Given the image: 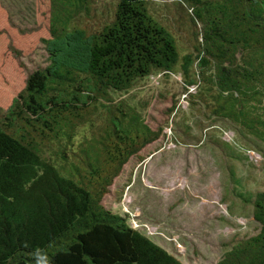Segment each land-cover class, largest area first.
I'll use <instances>...</instances> for the list:
<instances>
[{
	"label": "trees",
	"instance_id": "1",
	"mask_svg": "<svg viewBox=\"0 0 264 264\" xmlns=\"http://www.w3.org/2000/svg\"><path fill=\"white\" fill-rule=\"evenodd\" d=\"M148 2L113 0L110 18L87 32L78 17L92 0H50L51 37L82 36L86 56L34 71L0 109V264H182L102 204L128 161L161 136L121 96L155 73L180 64L204 118L264 143V0H177L200 30L180 63ZM213 145L226 155L228 143ZM238 197L259 230L233 240L217 264H264V190Z\"/></svg>",
	"mask_w": 264,
	"mask_h": 264
},
{
	"label": "rangeland",
	"instance_id": "2",
	"mask_svg": "<svg viewBox=\"0 0 264 264\" xmlns=\"http://www.w3.org/2000/svg\"><path fill=\"white\" fill-rule=\"evenodd\" d=\"M112 3L92 0L79 27L98 29L110 18ZM147 10L173 37L179 63L199 48V27L177 0H149ZM49 19L50 0H0L1 110L34 71L84 62V38L55 42ZM197 90L186 85L178 64L174 73H155L121 95L140 108L152 130L162 131L123 167L102 204L182 264H217L233 240L259 230L238 194L264 190V143L227 121L204 118ZM216 139L229 144L225 156L213 145Z\"/></svg>",
	"mask_w": 264,
	"mask_h": 264
}]
</instances>
